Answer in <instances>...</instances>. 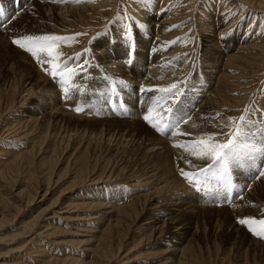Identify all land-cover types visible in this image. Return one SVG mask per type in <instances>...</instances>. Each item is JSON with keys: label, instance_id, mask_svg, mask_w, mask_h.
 Listing matches in <instances>:
<instances>
[{"label": "rangeland", "instance_id": "1", "mask_svg": "<svg viewBox=\"0 0 264 264\" xmlns=\"http://www.w3.org/2000/svg\"><path fill=\"white\" fill-rule=\"evenodd\" d=\"M0 7V264H264V238L239 223L251 218L264 231L261 169H235L227 199L204 195L181 169L195 173L209 161L174 147L249 113L253 141L264 139V0ZM133 20L146 27L136 25L129 64L124 35ZM25 35L62 38L61 60L76 68L67 85L13 43ZM118 53L112 70L109 55ZM180 81L176 100L157 91ZM157 100L173 112L161 113ZM146 114L170 127L157 131ZM166 181L176 188L161 191ZM152 192L177 205L165 208L160 196L151 204ZM182 192L195 201L178 206Z\"/></svg>", "mask_w": 264, "mask_h": 264}, {"label": "snow or ice", "instance_id": "2", "mask_svg": "<svg viewBox=\"0 0 264 264\" xmlns=\"http://www.w3.org/2000/svg\"><path fill=\"white\" fill-rule=\"evenodd\" d=\"M58 2H68V0H58ZM73 3L85 2V0H71ZM87 2H95V0H87ZM141 2L147 7L152 3V0H141ZM14 17H8L7 22H10ZM5 20V10L0 7V22ZM136 25L139 28L146 27L140 24L138 21L133 20L130 25L125 28L124 40L127 42L128 52V63H132L133 48H134V31ZM0 26H3L0 23ZM173 27H178L174 25ZM62 38L58 36L44 35V36H32L25 35L21 38H14L13 43L16 44L21 49L27 51L34 57L38 64L43 67L44 64H48L50 67L45 68L44 71L47 72L54 80L57 78L64 85H67L73 75L75 74L76 68H69L67 63L61 60L64 55L62 52L58 51V41ZM41 53L46 54L42 58ZM78 54L75 58L79 59ZM81 71L84 70L83 65H77ZM186 83V81H180L178 83H172L166 88L157 89V91L165 93L167 97L172 100L178 99L183 93L180 88V84ZM124 87H127V83L121 81ZM145 91H153V89H145ZM64 92H68V88L64 87ZM163 99V97L161 98ZM155 107L161 111L163 114H168L173 112V108L168 104L167 100L162 105L159 100L155 101ZM153 109V105H149V110ZM77 112L83 109L77 107L75 109ZM163 119V115L160 116ZM249 118L250 113L242 115L239 117V122L235 119L229 118V120L223 125H218L221 131L218 133L206 134L199 137L196 141L191 144H176L174 147H181L189 151L190 155L197 157L198 159L207 160L209 163L206 167L200 168L195 173L186 172L181 169V175L192 184L198 192H202L204 195H209L216 192V195H225L227 199V194L231 193L233 190V171L235 169L242 168H260L258 175L264 176V139L257 144L253 141L254 133L249 129ZM143 119L147 121L154 129L159 132H165L170 125L164 123L160 126L153 123L152 117L146 114ZM187 119L178 121L177 127L180 123H186ZM228 129V131H224ZM175 131V129H173ZM171 134V133H168ZM181 135H188L187 133H181ZM218 137H224V139H218ZM264 137V133H262ZM252 141V142H250ZM257 161H260L258 164ZM188 163H191L190 161ZM212 181H215L219 188L214 189L211 187ZM226 191H221L220 189ZM249 219H241L239 223L247 225L249 230L253 232L254 235L264 238V231H257L249 224ZM260 224H264V220L259 221Z\"/></svg>", "mask_w": 264, "mask_h": 264}, {"label": "bare ground", "instance_id": "3", "mask_svg": "<svg viewBox=\"0 0 264 264\" xmlns=\"http://www.w3.org/2000/svg\"><path fill=\"white\" fill-rule=\"evenodd\" d=\"M73 7V6H72ZM79 7H74V9H78ZM161 43V42H160ZM159 43V44H160ZM115 52H117V51H115ZM110 54V53H109ZM123 54H125V53H123ZM118 55H119V53H118ZM109 58H110V63L108 64V66H110L111 65V67H113V68H111L112 70L114 69V68H116V66H118V63L120 62V60H122L124 57L123 56H121V55H119V56H117L116 58L114 57L113 58V56L112 55H109ZM118 58V59H117ZM164 58V57H163ZM218 58V57H217ZM113 62H115V64H113ZM163 62H165V60H163ZM162 62V63H163ZM156 64H157V62H156ZM158 65V64H157ZM107 66V67H108ZM163 66H165V65H163ZM168 66V65H167ZM166 67V66H165ZM217 67V66H216ZM164 68V67H163ZM108 69V68H107ZM141 85V84H140ZM140 87V86H139ZM196 92H198V91H196ZM59 113V112H58ZM68 114V113H67ZM59 115V114H58ZM64 118V117H63ZM162 143V142H161ZM161 147V146H160ZM160 147H157V148H155V149H158L159 151H162L163 150V147L162 148H160ZM150 151V150H149ZM155 152V151H154ZM157 160V159H156ZM156 166V165H155ZM190 170V169H189ZM168 173H170V172H168ZM169 175V174H168ZM171 175V174H170ZM151 176V175H150ZM152 178V177H151ZM176 180V179H175ZM164 182V181H163ZM167 182V181H166ZM178 182V181H177ZM176 182V183H177ZM176 183H174V184H176ZM173 184V183H172ZM172 184H168V182L167 183H165V185H163V186H161L160 187V189H161V191L163 190L165 193H166V191L168 190V191H170V190H172V189H174V188H176V187H171L172 186ZM179 184V183H178ZM146 185V184H145ZM135 186H137V185H135ZM175 186H177V188L179 187V185H175ZM167 191V192H168ZM158 192H160V191H158ZM176 192V191H175ZM178 192V191H177ZM158 194V196H160L161 198H163L162 200H164V201H166V202H164L162 205L163 206H165V208L166 207H172V205H175V204H173V203H171V197H169V199H168V195L167 194ZM185 193V192H184ZM184 193L182 192V193H175L177 196L175 197L176 198V200L177 199H179L180 197L179 196H181V198H182V201H180L179 203L181 204V205H178V206H182V205H184L185 203H187V202H189L188 200H190V202L193 200V201H195L192 197H188L189 196V194H187L188 196H185V197H183L184 196ZM114 194V192L113 191H110V195H109V197H111L112 195ZM178 194H179V196H178ZM154 194H153V192H152V196H151V198H150V201H152V203L151 204H153V201H155L157 198H158V196H153ZM172 196V195H171ZM174 197V196H173ZM175 200V199H174ZM187 200V201H186ZM178 203V204H179ZM107 204V203H106ZM172 204V205H171ZM187 204H189V203H187ZM177 205V204H176ZM193 205V204H192ZM186 206V205H185ZM196 206V205H195ZM198 206V205H197ZM169 207V208H170ZM168 208V209H169ZM197 209V208H196ZM172 210V209H171ZM192 210H194V209H192ZM193 212V211H192ZM177 226V225H176ZM178 242V241H177ZM180 243V242H179ZM176 245V244H175ZM178 245V244H177ZM176 262V261H175Z\"/></svg>", "mask_w": 264, "mask_h": 264}]
</instances>
